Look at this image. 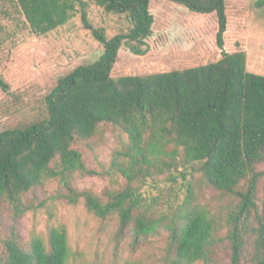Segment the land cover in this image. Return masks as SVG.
<instances>
[{
    "label": "trees",
    "instance_id": "16d2710c",
    "mask_svg": "<svg viewBox=\"0 0 264 264\" xmlns=\"http://www.w3.org/2000/svg\"><path fill=\"white\" fill-rule=\"evenodd\" d=\"M10 1L36 34L66 23L78 5L82 25L102 45L95 61L77 65L57 79L43 96L44 109L36 117L0 130V200L11 206L13 217L43 206L44 200L35 203L26 194L47 179L58 178L68 203L82 199L85 208L100 218L116 214L119 233L131 220L135 237L164 224L166 264L207 263L221 239L216 232L222 221L195 202L192 187L169 215L152 216L139 211L142 196L132 185L178 162H196L200 181L238 198L223 219L228 264H239L244 254L249 264H264V170L256 168L264 162V75L246 68L244 51L223 50L225 0H170L192 11L215 13L217 60L117 78L110 72L122 44L135 54L146 51L140 46L152 32L150 0H94L104 11L126 13L131 20L128 31L111 37L103 27L91 26L85 0ZM0 87L8 90L1 79ZM101 124L127 136L109 165L126 184L105 190L104 198L70 184L72 173H96L85 167L73 143L91 138ZM240 181L243 189L238 188ZM2 246L0 264H65L69 253L64 227L51 226L45 241L34 235L25 244L12 228Z\"/></svg>",
    "mask_w": 264,
    "mask_h": 264
},
{
    "label": "rangeland",
    "instance_id": "374dc122",
    "mask_svg": "<svg viewBox=\"0 0 264 264\" xmlns=\"http://www.w3.org/2000/svg\"><path fill=\"white\" fill-rule=\"evenodd\" d=\"M85 1L91 26L103 27L107 37L130 28L131 20L126 13L106 12L94 0ZM148 8L153 23L151 35L140 46L146 48L145 53L135 54L122 44L110 72L112 77L182 69L220 57L215 42L214 12L199 13L170 0H150ZM225 13L223 50L244 51L246 68L264 75V0H225ZM101 53L102 45L81 23L78 5L66 23L36 34L10 0H0V79L8 87L7 91L0 87V130L36 117L44 109L43 96L60 76L77 65L95 61ZM126 142V134L109 124L99 125L91 138L74 142L73 147L81 153L85 167L96 173H72L71 186L101 198L105 190L121 189L126 184L125 178L109 165L113 152ZM256 168L264 170V162ZM261 181L262 178L258 181L257 198L261 195ZM132 185L142 196L139 211L152 216L169 215L191 186L196 194L195 202L222 221V227L216 232L221 239L213 248L211 260L192 264L229 263L230 248L223 219L238 198L200 181L198 163L178 162L176 167L144 182L134 181ZM243 187L240 181L238 188ZM64 192L58 178L47 179L26 194L35 203L44 200V205L28 210L17 219L12 215L11 206L0 200V253L2 241L12 228L25 244L34 235L45 241L49 227L54 226L66 230L69 253L65 264H166L168 230L164 224L147 235L135 237L131 220L119 233L116 214L100 218L85 208L82 199L75 204L68 203L61 195ZM239 264H249L246 254L241 256Z\"/></svg>",
    "mask_w": 264,
    "mask_h": 264
}]
</instances>
